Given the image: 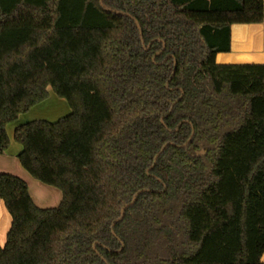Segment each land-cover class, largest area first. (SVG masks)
<instances>
[{"label": "trees", "instance_id": "trees-1", "mask_svg": "<svg viewBox=\"0 0 264 264\" xmlns=\"http://www.w3.org/2000/svg\"><path fill=\"white\" fill-rule=\"evenodd\" d=\"M263 0H0V264H262L264 63L215 61Z\"/></svg>", "mask_w": 264, "mask_h": 264}, {"label": "crops", "instance_id": "crops-1", "mask_svg": "<svg viewBox=\"0 0 264 264\" xmlns=\"http://www.w3.org/2000/svg\"><path fill=\"white\" fill-rule=\"evenodd\" d=\"M264 9V8H263ZM231 47L228 53H217L215 61L225 63H264V21L252 24H232L230 27ZM67 101L59 98L49 88L48 97L31 107L27 112L19 114L14 122L6 125L9 145L3 154H0V173L15 175L26 182L28 192L34 204L40 208H51L59 204L61 193L58 189L44 185L33 179L19 164L17 155L22 145L13 138L15 127L20 124L45 120L54 122L70 113ZM11 226V217L4 203L0 200V245L6 241V234ZM264 264V252L261 256Z\"/></svg>", "mask_w": 264, "mask_h": 264}, {"label": "water", "instance_id": "water-1", "mask_svg": "<svg viewBox=\"0 0 264 264\" xmlns=\"http://www.w3.org/2000/svg\"><path fill=\"white\" fill-rule=\"evenodd\" d=\"M263 8H264V0H263ZM230 47H231V39H230ZM262 262V261H261Z\"/></svg>", "mask_w": 264, "mask_h": 264}, {"label": "rangeland", "instance_id": "rangeland-1", "mask_svg": "<svg viewBox=\"0 0 264 264\" xmlns=\"http://www.w3.org/2000/svg\"><path fill=\"white\" fill-rule=\"evenodd\" d=\"M237 63V62H236Z\"/></svg>", "mask_w": 264, "mask_h": 264}]
</instances>
